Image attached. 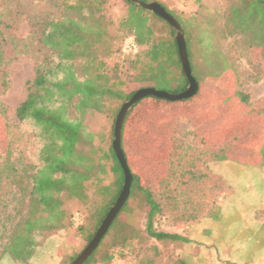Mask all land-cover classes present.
<instances>
[{"label": "trees", "instance_id": "obj_1", "mask_svg": "<svg viewBox=\"0 0 264 264\" xmlns=\"http://www.w3.org/2000/svg\"><path fill=\"white\" fill-rule=\"evenodd\" d=\"M5 1L0 9V66L4 65L5 45L11 44L17 52L26 53L27 42L7 36L19 21H26L41 57L35 58L34 77L15 115L19 122L30 121L39 127L43 143L37 164L33 166L20 168L14 163L10 141L2 155L0 222L5 188L14 190L12 194H18L20 202L26 201V211L15 212L18 218L10 224L6 241L0 246V264H32L39 236L62 231L67 226L68 217L63 208L67 202H76L83 209L81 222L74 232L87 244L121 193L124 175L112 149L111 138L103 146L104 136L87 126L85 118L109 115L113 127L119 109L137 89L153 88L179 94L186 90L188 81L181 69L175 32L163 19L131 0H122L126 11L116 22L107 15L108 0H39L46 6L41 12L24 5L13 11L9 8L11 2ZM137 1L158 3L181 28L191 74L199 86L198 92L202 89L207 96L208 105L202 108L206 134L198 127L196 117L192 121L196 126L192 137L200 139L204 147L201 152L198 148L183 150L180 146L181 151L176 156L177 148L174 152L172 146L168 157L171 162L176 156L177 170L173 176L169 170L165 187H170L177 175L183 180L176 185L172 199L159 200L160 196L144 187L140 176L131 168L132 156L129 151L127 156L123 145L128 122L126 116L121 129V148L132 175L130 194L99 246L84 264H113L124 260L126 252L137 250L149 240L196 246L191 232L199 226H207L210 221H217L220 207L218 203L214 211L205 214L201 213L203 206L187 210L189 200L186 196L194 194L191 192L193 185L217 179L210 171L216 162H245L264 170V143L253 156L243 150L235 156L231 155L226 144L229 131H221L220 141L208 137L215 128L221 130L216 124L227 120L231 107L246 110L249 96L237 82L240 75L238 58L246 60L251 83L256 84L264 77V0H217L213 8L207 4L208 0H194L196 10L188 16L172 13L162 0ZM12 16L17 21L12 20ZM127 38L133 40L135 47L124 53L121 46ZM223 41L230 42L223 46ZM253 54L259 62L253 60ZM129 85L135 89L127 91ZM232 86L234 102L225 104L222 112H217V103L231 96L228 89ZM150 98L152 100L148 103L154 108L153 113H157L162 104L178 110L179 102ZM183 112L179 111L180 114ZM190 113L187 115H194ZM0 115L5 120L6 134L9 126L1 104ZM129 124L134 130L131 120ZM152 133L151 124L147 123L141 131L138 158L160 167L165 160V151H151L149 148L162 136ZM160 152L163 155L157 157ZM221 187L225 188L222 184ZM132 200H137V204L140 200L138 205L145 209L144 230L122 218L132 211ZM166 209L176 215L173 224L188 225V236L156 230V216ZM260 211L264 214V206ZM76 255L69 259V263ZM192 257L191 264H198L197 259L201 257ZM147 264H152V260ZM172 264L190 263L179 258Z\"/></svg>", "mask_w": 264, "mask_h": 264}, {"label": "rangeland", "instance_id": "obj_2", "mask_svg": "<svg viewBox=\"0 0 264 264\" xmlns=\"http://www.w3.org/2000/svg\"><path fill=\"white\" fill-rule=\"evenodd\" d=\"M162 1L176 15L188 16L196 10L194 0ZM5 2H11L9 3V8L13 11L19 10L20 5L27 6V8H35L37 12L46 9L44 3L39 0H6ZM2 3H4V0H0V9ZM107 3V15L110 20L116 22L124 16L126 7L123 5L122 0H108ZM207 4L213 8L217 4V0H208ZM12 17V20L17 21L16 17ZM30 32L29 24L26 21H19L15 28L7 32L8 37L10 36L15 41H24L28 44L25 48L26 53L17 52L11 44L5 45L3 48L4 65L0 66V104L5 109L6 123L9 126V130L5 134V120L3 115H0V162L10 141L12 160L20 168L37 164L38 152L43 143L40 128L30 121L19 122L15 115V110L19 103L25 99L29 82L34 77L35 58L41 57V52H38V46L33 37L30 36ZM130 42H133L130 38L123 41L121 49L124 53L133 50L126 49L127 44ZM229 42L223 41L222 45L226 46ZM252 58L253 60L256 59L254 54ZM255 62H259V60ZM237 63L240 74L237 82L240 83L241 90L249 96L245 107L246 110L235 106L229 107V112L226 115L227 120L216 124L221 127V130L212 129L213 132L211 131L208 137L214 141H220L221 139H218V137L221 131H229V139L226 144L231 155L241 154L243 150L253 156L260 145L264 143V77L256 84L251 83L248 80L250 69L246 66V60L239 57ZM233 87L228 89L231 96L222 100L221 103H217V112H220L221 108L225 107V104H232L234 95L231 94V90ZM134 89L135 86L133 85L127 86V91H133ZM202 91L201 89L193 98L179 101L178 110H173L169 105L162 104L158 112L153 113L155 110L148 103L152 99L148 97L138 102L126 115L128 122L123 145L126 148V153L129 151V155L132 156L131 168L133 172L140 176L139 179L144 187L150 189L154 195L160 196L159 200L162 198H166V200L167 198L172 199V196L176 194L175 189L178 187L176 185L183 178L177 175L174 183L170 187H165L168 182L167 174L169 170H172V176L174 175L173 172L176 173L175 157L177 152L181 151L179 147L182 146L183 150L198 148V151H203L201 148L203 144L200 139H193L192 137L196 127L192 124L195 117L198 127L203 134H206V128L203 129L206 122L202 108L207 104V96H204ZM180 110L184 112L180 114ZM190 111V114L194 115H187V112L189 113ZM130 120L135 125L134 130H132L133 126L131 127L129 124ZM147 123L151 124L152 134L162 136V139H155L149 148L151 151H161L162 149L165 151V160L160 167L158 164L155 166L153 162L148 160V162H144V160L138 158L141 131L144 130ZM85 124L104 136L103 146L108 144L110 138L112 143L115 122L112 127V120L109 115L87 116ZM130 134L133 135L130 137ZM172 146H174V152L176 148L177 150L176 156L170 162L168 156ZM161 155H163L162 152L157 157ZM255 160H257L256 157ZM241 163L236 164L241 165L250 175L252 172H256L257 176L258 170L261 172L258 168L259 166L248 165L245 162ZM242 172L243 169L240 173ZM216 180V178H212L206 183L203 181L195 183V186L193 185L191 192L194 191V194H187L186 196V200L190 202L186 204L187 210L193 211V209H199L203 206V212L201 213L205 214L210 210L214 211L216 209L220 198L228 194L227 188H222L221 184ZM250 180L253 186L251 191L254 193L252 200L247 202L248 199L246 197L240 198L238 196H231L226 199L222 210V213H225V219H220L221 223L219 226L213 227V229L207 228L206 225L199 226L191 232L192 238L197 242L196 246L179 242L163 244L149 240L148 244L139 247L137 250L126 252L124 260H117L113 264H147L149 260H152V264H172L174 260L179 258L186 259L187 263L191 264L192 256L196 255L201 257V259H197L198 264H264V216L257 209L258 206L254 204L256 202L255 198L259 199L261 197L259 192L263 185L257 179ZM245 184L246 182L243 184L244 188ZM13 192L14 190L10 191L9 188H5L2 193L3 213L1 215L2 221L0 222V246L6 241L10 224L18 218L15 212L20 211L23 213L26 211V201L20 202L19 195H13ZM138 204H140V200H138ZM138 204L137 200H132V211L125 213L126 216L123 215L122 218L132 223L135 227L144 230L145 209ZM63 208L66 210L68 217L67 226L62 231L39 236L38 250L35 257L31 260L32 264H71L73 261L69 263V259L75 254H77V257L88 244H85L74 232V229L81 222L83 209L76 202H67ZM175 216V213L170 210H164L160 215L156 216L154 221L156 230L188 236L189 227L187 224H173L172 220ZM110 238L111 233L108 234V239Z\"/></svg>", "mask_w": 264, "mask_h": 264}, {"label": "water", "instance_id": "obj_3", "mask_svg": "<svg viewBox=\"0 0 264 264\" xmlns=\"http://www.w3.org/2000/svg\"><path fill=\"white\" fill-rule=\"evenodd\" d=\"M133 3L145 9L159 18L163 19L169 27L175 32L174 38L177 45V51L179 59L181 62V69L188 81V86L185 91L179 94H172L165 91H157L153 88H141L137 90L134 95L127 100L120 108L113 130V140H112V149L115 153V156L122 168L124 175V183L119 197L117 198L115 204L111 207L103 222L100 224L98 230L94 234L91 241L86 245V247L81 251V253L73 260L71 264H84L88 258L92 255L95 249L100 244L101 240L107 233L111 224L113 223L116 216L121 211L125 202L127 201L130 194V187L132 182V175L130 173L129 167L127 165L123 150L121 148V129L123 121L127 113L141 100L153 97L156 99L168 101V102H179L186 99L193 98L199 89V86L191 74V69L188 61V56L186 52V44L181 31V28L177 21L169 15L158 3L156 2H140L137 0H131Z\"/></svg>", "mask_w": 264, "mask_h": 264}, {"label": "crops", "instance_id": "obj_4", "mask_svg": "<svg viewBox=\"0 0 264 264\" xmlns=\"http://www.w3.org/2000/svg\"><path fill=\"white\" fill-rule=\"evenodd\" d=\"M192 126V125H191ZM204 147V145H203ZM257 168V167H256ZM261 172L258 170L257 176L256 172H252L251 175L248 174V171L245 170L241 165H238L234 162L229 161H221L216 162L211 165L210 171L217 177L219 182L228 190V194L225 197H222L219 202L220 207V213H219V219L217 221H210L207 224V228H212L219 226L221 223V220L225 219V213H222L224 201L231 196L233 197H246L248 200H252L254 197V193L251 191L253 188L252 181L250 179H257L259 180L263 187L261 188L260 198H255V205H257V209L260 210L264 206V170L262 167H258ZM243 169V172L240 173ZM253 171V170H252ZM255 171V170H254ZM241 179H243L241 181ZM246 182V186L244 188L243 184ZM251 184V185H250ZM264 216V214H262ZM221 219V220H220ZM195 240V239H194ZM196 241V240H195Z\"/></svg>", "mask_w": 264, "mask_h": 264}, {"label": "built area", "instance_id": "obj_5", "mask_svg": "<svg viewBox=\"0 0 264 264\" xmlns=\"http://www.w3.org/2000/svg\"><path fill=\"white\" fill-rule=\"evenodd\" d=\"M135 45L133 42H130L129 44H127L126 49L130 50V49H134Z\"/></svg>", "mask_w": 264, "mask_h": 264}]
</instances>
